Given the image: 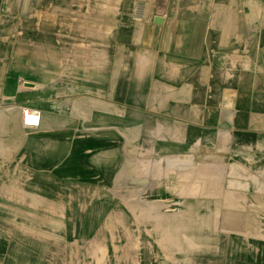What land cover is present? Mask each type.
I'll return each instance as SVG.
<instances>
[{"label": "crops", "instance_id": "obj_1", "mask_svg": "<svg viewBox=\"0 0 264 264\" xmlns=\"http://www.w3.org/2000/svg\"><path fill=\"white\" fill-rule=\"evenodd\" d=\"M20 1L0 264H264V0Z\"/></svg>", "mask_w": 264, "mask_h": 264}, {"label": "built area", "instance_id": "obj_2", "mask_svg": "<svg viewBox=\"0 0 264 264\" xmlns=\"http://www.w3.org/2000/svg\"><path fill=\"white\" fill-rule=\"evenodd\" d=\"M21 124L25 128L37 127L39 123V113L28 106L19 107Z\"/></svg>", "mask_w": 264, "mask_h": 264}, {"label": "rangeland", "instance_id": "obj_3", "mask_svg": "<svg viewBox=\"0 0 264 264\" xmlns=\"http://www.w3.org/2000/svg\"><path fill=\"white\" fill-rule=\"evenodd\" d=\"M21 2V5L22 6H24V10H26V3L28 4V2H29V0H21L20 1ZM24 15V16H23ZM28 13L26 12V11H24V12H22V14H21V19H23V18H25V19H27L28 18ZM28 28H23L22 29V34H23V32L25 31L26 32V34L28 33Z\"/></svg>", "mask_w": 264, "mask_h": 264}]
</instances>
